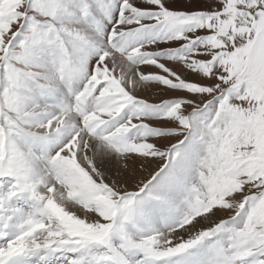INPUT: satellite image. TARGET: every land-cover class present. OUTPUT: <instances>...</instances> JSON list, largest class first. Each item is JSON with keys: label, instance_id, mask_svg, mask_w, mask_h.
I'll list each match as a JSON object with an SVG mask.
<instances>
[{"label": "snow or ice", "instance_id": "1", "mask_svg": "<svg viewBox=\"0 0 264 264\" xmlns=\"http://www.w3.org/2000/svg\"><path fill=\"white\" fill-rule=\"evenodd\" d=\"M0 264H264V0H0Z\"/></svg>", "mask_w": 264, "mask_h": 264}]
</instances>
